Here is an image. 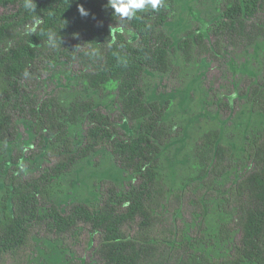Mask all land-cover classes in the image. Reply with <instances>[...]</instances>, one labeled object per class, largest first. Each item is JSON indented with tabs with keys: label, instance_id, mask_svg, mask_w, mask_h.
Here are the masks:
<instances>
[{
	"label": "trees",
	"instance_id": "16d2710c",
	"mask_svg": "<svg viewBox=\"0 0 264 264\" xmlns=\"http://www.w3.org/2000/svg\"><path fill=\"white\" fill-rule=\"evenodd\" d=\"M80 5L88 16L80 15ZM175 6V0H164L158 10L148 7L121 20L108 0H0V160L16 134L17 116L31 122L36 146L45 148L42 170L22 174L12 168L5 179L0 264H31L36 235L61 244L63 264H81L71 255L79 249H91L99 264H264V128L246 138L243 156L250 168L223 193L230 219L216 241L207 240L205 203L217 195L218 181L234 159L221 133L208 130L197 139L189 183L172 190L160 174L173 134L166 106L148 99L147 78L174 65L166 26ZM219 9L210 42L200 30L180 42L186 60L194 51L215 55L221 47L248 48L264 37V0H222ZM56 60L79 66L86 97L68 104L54 97L32 101L26 86L44 62ZM103 97L115 99L117 116L100 106ZM248 100L264 115V81L250 86ZM125 122L129 130L121 129ZM101 150L129 183L101 180L98 200L74 202L65 210L50 201L52 183ZM19 161L12 156L16 167ZM183 212L196 221L185 222ZM217 242L227 250L207 253Z\"/></svg>",
	"mask_w": 264,
	"mask_h": 264
},
{
	"label": "rangeland",
	"instance_id": "374dc122",
	"mask_svg": "<svg viewBox=\"0 0 264 264\" xmlns=\"http://www.w3.org/2000/svg\"><path fill=\"white\" fill-rule=\"evenodd\" d=\"M221 1L175 0L174 17L166 26L174 42V65L167 73L149 72L147 78L148 99L158 100L166 106L165 122L172 129L173 135L160 158V174L172 190L193 179L197 164L196 142L204 132L218 130L222 140L233 149L231 169L218 181L217 195L205 203L207 240L213 238L215 241L221 224L230 219L222 205L223 193L250 168L243 156L246 138L264 128V115L254 112L248 100L250 86L264 81V37L248 48L242 45L221 47L222 50L215 55L194 51L190 60H186L180 50V42L191 32L200 30L211 41V30L221 18ZM126 34L128 37L132 35L129 31ZM78 68V65L66 61L44 62L40 73L29 87L26 86L32 101L41 102L54 97L68 104L76 96L86 97L89 93ZM98 102L113 116L118 115L113 97L99 98ZM119 125L121 129L129 130L126 122ZM72 133L81 141L78 128H73ZM1 152L0 195L12 168L17 173L27 174L45 167V148L36 146L33 128L27 118L17 116L16 134ZM14 155L20 160L17 167L12 163ZM101 180L121 185L130 180L114 164L107 150L81 160L72 171L57 178L52 183L50 201L65 210L74 202L98 200ZM181 217L185 222L195 220L190 212H183ZM36 241L37 253L31 264H63L64 250L60 243L37 235ZM227 248L226 243L217 242L207 248V253L220 255ZM71 255L81 264H99L91 249H79Z\"/></svg>",
	"mask_w": 264,
	"mask_h": 264
},
{
	"label": "clouds",
	"instance_id": "9594fccd",
	"mask_svg": "<svg viewBox=\"0 0 264 264\" xmlns=\"http://www.w3.org/2000/svg\"><path fill=\"white\" fill-rule=\"evenodd\" d=\"M164 0H108V6L114 10L113 15L121 20H131L135 15L150 7L158 10L163 5ZM78 11L81 16H88L87 9L80 5Z\"/></svg>",
	"mask_w": 264,
	"mask_h": 264
}]
</instances>
